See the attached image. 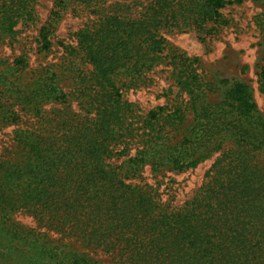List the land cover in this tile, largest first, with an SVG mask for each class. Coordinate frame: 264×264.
Masks as SVG:
<instances>
[{
  "label": "trees",
  "instance_id": "trees-1",
  "mask_svg": "<svg viewBox=\"0 0 264 264\" xmlns=\"http://www.w3.org/2000/svg\"><path fill=\"white\" fill-rule=\"evenodd\" d=\"M33 1L0 0V41L30 19ZM241 1L98 8L77 33L76 57L90 68L73 71L67 92L49 70L28 86L18 76L8 83L0 124L20 122L19 112L35 120L14 130L16 158L0 163V264H100L16 223L21 210L116 264H264V119L251 90L235 81L210 99L220 86L161 35L192 29L204 42L207 30L227 24L221 10ZM163 64L181 98L143 116L123 92L147 86ZM259 80L264 91V57ZM211 157L191 199L173 206L163 198L166 173ZM145 167L152 182L138 178Z\"/></svg>",
  "mask_w": 264,
  "mask_h": 264
},
{
  "label": "rangeland",
  "instance_id": "rangeland-1",
  "mask_svg": "<svg viewBox=\"0 0 264 264\" xmlns=\"http://www.w3.org/2000/svg\"><path fill=\"white\" fill-rule=\"evenodd\" d=\"M135 0H34L30 3V19L19 21L14 31L0 41V104L8 106L3 100V90L15 76L24 86H28L37 71L49 70L58 76L60 88L70 89L73 71L89 69L76 57L77 33L96 20L98 8L110 9L115 4H129L134 11ZM227 24L207 30L204 42L199 41L194 30H164L162 36L174 48L183 51L188 57L199 60L198 72L206 81L220 86L219 92L210 99H219L222 91L233 82H243L251 90L253 100L260 116L264 119V91L261 89L259 71L264 57V0H242L221 10ZM211 26V25H209ZM210 28V27H209ZM72 71V72H71ZM14 73L12 75H9ZM8 79L5 81L4 76ZM12 77V78H10ZM10 78V79H9ZM150 82L145 87L123 92L125 100L135 104L139 114L145 115L158 106L180 100V93L169 77V67L160 65L148 74ZM226 80L228 85H221ZM6 83L3 87L1 84ZM9 95V94H6ZM2 107V108H3ZM43 108L51 111L50 105ZM20 113V122L4 121L0 124V163L16 158L13 142L14 130L25 129L35 119L25 112ZM52 117V116H49ZM28 124V125H27ZM132 153V152H131ZM133 155V154H131ZM213 157L200 163L193 170L169 172L160 179L163 198L172 199L173 206L182 205L191 199L200 188L204 174L213 162ZM139 180L152 182L154 177L147 167L140 173ZM156 178V177H155ZM14 221L24 228L47 235L55 244H62L80 253H88L100 260V264H116L115 261L99 252L91 254L75 243L72 236L55 229L50 222L38 221L27 211L13 214Z\"/></svg>",
  "mask_w": 264,
  "mask_h": 264
}]
</instances>
